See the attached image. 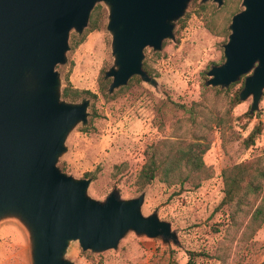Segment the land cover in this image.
<instances>
[{
	"label": "rangeland",
	"instance_id": "1",
	"mask_svg": "<svg viewBox=\"0 0 264 264\" xmlns=\"http://www.w3.org/2000/svg\"><path fill=\"white\" fill-rule=\"evenodd\" d=\"M224 1L219 7L212 1L193 0L183 21L175 23V38L166 40L161 51L145 50L144 61L155 84L139 78L109 93L113 79L106 73L115 67V58L105 3L95 6L93 20L79 34L84 36L82 43L69 41L67 61L57 67L62 90L70 87L96 97H62L67 103L90 105L87 123L78 124L68 135L58 168L77 180L90 179L88 195L98 201L115 190L125 200L145 193L143 214L158 212L178 239L165 243L161 237L130 232L118 250L98 254L83 251L76 241L66 255L75 264H187L189 252L202 254L196 264H264V225L248 239L242 236L244 229L237 233L230 225L227 208H219L225 195L223 170L264 156V93L258 111L248 119L241 117L250 112L252 97L231 107L240 84L228 89L206 85L207 73L225 61L226 29L243 9V0ZM105 79L109 83L104 90ZM259 124L261 136L246 147L245 139ZM195 143L209 145L204 162L212 172L199 188H194L192 179L182 186L186 170L178 177L161 171L150 186L138 185L148 147L158 146V161L165 167L178 147ZM0 264H32L28 234L16 220L0 223Z\"/></svg>",
	"mask_w": 264,
	"mask_h": 264
},
{
	"label": "water",
	"instance_id": "2",
	"mask_svg": "<svg viewBox=\"0 0 264 264\" xmlns=\"http://www.w3.org/2000/svg\"><path fill=\"white\" fill-rule=\"evenodd\" d=\"M193 0H0V223L16 220L29 237L32 264H75L72 242L98 254L118 250L130 232L177 242L158 212L145 216L146 194L105 201L88 195L90 179L77 180L57 166L71 131L88 121L89 101H62L57 67L67 61L72 32L82 34L98 3L109 8L115 67L109 93L139 76L145 50L161 51ZM212 1L219 7L224 0ZM230 25L225 61L207 73V86L229 88L245 76L241 101L254 114L264 93V0H243Z\"/></svg>",
	"mask_w": 264,
	"mask_h": 264
},
{
	"label": "trees",
	"instance_id": "3",
	"mask_svg": "<svg viewBox=\"0 0 264 264\" xmlns=\"http://www.w3.org/2000/svg\"><path fill=\"white\" fill-rule=\"evenodd\" d=\"M240 11L241 9L235 14ZM93 16L94 13L91 15V20H93ZM182 21L183 18L180 19L178 23ZM210 29L213 33L220 34V32L214 27ZM225 33L229 36L231 32L229 29H226ZM83 39L84 36L72 32L70 40L74 45H79L82 43ZM215 65L219 66L221 64ZM143 68L148 75L152 77L148 62L144 61ZM139 78V76H135L130 82L138 80ZM205 79L208 80L206 76ZM108 83V79H105L103 85L104 90L107 89ZM237 84H240V89L236 92L232 100V108H235L241 103L240 93L244 88L245 76L231 86ZM83 95L96 97V95H93L89 91H78L70 87L63 89L62 93L63 98H70L73 100H76ZM177 106L181 107L185 112L194 113V109H190L185 105ZM241 118L252 119L253 114L248 112ZM262 130L263 126L261 124L255 126L249 136L245 139V146L251 147L255 145L256 140L262 134ZM208 150L209 145L204 146L200 143L187 144L185 147H178L168 158L166 166L163 167L158 161L159 148L158 146L152 145L145 151V164L139 174L138 185L142 189L150 186L161 171L164 172L165 176L178 177L183 170H186L188 174L185 177H182V186H184L186 181L192 179L194 188H199L201 182L212 176L211 169L208 168L204 162V155ZM222 177L225 195L219 208L226 207L228 210L230 225L235 228L237 233L244 229L242 236H247L248 239H251L264 225V156L233 165L232 167L223 170ZM169 184L172 185L171 182ZM201 255L202 254L195 252H189V260L187 264H196V258Z\"/></svg>",
	"mask_w": 264,
	"mask_h": 264
}]
</instances>
